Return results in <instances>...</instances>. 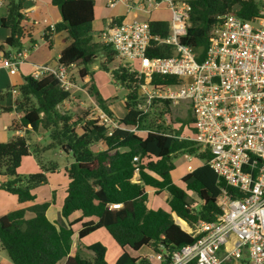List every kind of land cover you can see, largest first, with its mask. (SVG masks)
Wrapping results in <instances>:
<instances>
[{
	"label": "trees",
	"instance_id": "16d2710c",
	"mask_svg": "<svg viewBox=\"0 0 264 264\" xmlns=\"http://www.w3.org/2000/svg\"><path fill=\"white\" fill-rule=\"evenodd\" d=\"M27 1L5 0L7 15L1 19V26L10 30V35L0 44L5 61L14 58L9 57L6 48L19 53L26 39L35 42L24 23ZM51 3L59 7L62 21L55 25V31L51 32L50 27L45 30L44 40L53 47L54 37L61 36L59 65L68 68L80 65V77L85 78L92 74L90 66L102 53L105 61L101 69L109 72L117 53L110 45L100 42V35L99 41L94 37L96 0H51ZM190 4L191 26L180 42L191 47L200 62L205 59L213 31L223 16L233 14L251 22L258 19L264 7L261 0H190ZM120 22L121 19L114 21ZM150 25L153 34L167 37L170 33L167 21L152 20ZM173 54V48L167 45H155L148 53L151 58H167ZM111 75L127 92L123 117L106 105L95 84L90 93L101 109L125 126L137 127L136 132L116 129L108 135V128L99 125L97 120L85 121L73 111L61 110L72 93L64 91L53 74L41 79L24 77L23 83L16 87L19 97L9 106L3 102L11 89H0V115L20 113V119L13 121L10 130L23 133L0 142V176L5 179L0 190L17 196L20 204H31L0 216L1 248L13 264H109L107 248L100 242L87 246L94 254L93 259L73 250L72 237L77 225L81 228L80 240L99 229L110 234L122 250L115 264H158L149 255L133 254L144 247L153 253L163 251L164 264H167L175 251L197 240L176 223L173 213L180 218L178 222L184 220L190 227L215 222L223 213L218 199L227 186L211 168L210 153L202 152L201 146L181 137L179 131L168 133L147 123L148 114L138 109L141 101L138 89L143 79L133 66L119 65L112 69ZM153 83L179 84L180 80L155 76ZM165 104L171 105L169 101ZM41 128L51 141L43 148L28 137ZM99 144L104 145L103 150L95 149ZM32 149L34 153L61 149L73 154L74 162L64 169L69 179L61 211L66 226L49 219L47 211L51 204L37 202L34 193L49 182V175L57 171V165L52 168L40 165L36 172L29 174L19 171L24 159L32 155ZM186 154L196 155L205 163L178 184L172 176L176 169L173 159ZM148 189H154L156 195L162 192L170 195L167 210L148 207ZM28 212L32 218L27 217ZM76 214L79 217L70 221Z\"/></svg>",
	"mask_w": 264,
	"mask_h": 264
},
{
	"label": "built area",
	"instance_id": "2783aa9c",
	"mask_svg": "<svg viewBox=\"0 0 264 264\" xmlns=\"http://www.w3.org/2000/svg\"><path fill=\"white\" fill-rule=\"evenodd\" d=\"M120 2L129 11L146 15L162 7L171 12L167 37L153 34L150 20L133 18L118 24L113 20L100 32V42L113 47L119 60L133 64L143 79L139 110L148 113L156 102L190 101L193 135L183 138L210 153L211 168L227 186L218 199L223 213L217 221L190 227L188 232L197 240L175 251L167 264H264V7L251 22L233 14L223 16L200 62L197 53L180 42L191 26L190 0H110L108 6ZM155 45L171 46L174 54L151 58L148 53ZM25 57L23 49L3 66L14 74ZM50 74L64 91L73 94L81 89L71 80L69 68L59 64L36 66L31 76L41 79ZM155 76L177 78L180 83L156 84ZM94 117L108 128V135L116 129L138 131L100 107ZM186 158L191 162V155ZM188 169L193 171L192 166ZM149 258L166 262L163 251Z\"/></svg>",
	"mask_w": 264,
	"mask_h": 264
},
{
	"label": "rangeland",
	"instance_id": "374dc122",
	"mask_svg": "<svg viewBox=\"0 0 264 264\" xmlns=\"http://www.w3.org/2000/svg\"><path fill=\"white\" fill-rule=\"evenodd\" d=\"M107 4H108L107 0H97L98 9L96 8V22L94 24L95 27L103 26L102 20L106 19L105 11L107 9L106 8ZM1 8H3L4 11H7V3L4 2V6H2ZM126 9H128V7ZM124 15L127 16V12ZM142 18L148 21L149 20L152 21L158 18L162 19L163 21H167L169 23L172 21L171 12L167 10L165 7H162L160 10L155 11L152 15H146ZM41 36L42 34L41 32H39V33H36L35 38L38 41H41ZM54 58L57 59V53L54 54ZM104 61H105V58L103 54L100 53L98 55V59L96 60V62L90 66V71L92 74L86 77L85 81L95 82V86L97 90L100 92L101 96L104 98V100L110 99L111 104L113 103L112 105L114 106V109L112 110L118 116H124L126 113V110L124 108V101H125L124 95H125L126 90L123 87L118 86L115 83V81L112 78L111 71L113 68L118 67L119 65L128 64L130 66H133V64L123 62L116 57L115 62L109 66L111 70L108 72L104 69H101V64ZM79 70H80V65H75V67H72L69 69V76L71 80L76 83H79V82L81 83V80H83V78L80 77ZM90 90H91V87L88 88L86 92L76 93L74 95L75 99L71 100L72 103H71L70 111H73L74 113L79 115L80 118L82 117L85 121L94 120L95 118L94 114L96 113V108L100 107L96 98L93 97V95L90 93ZM89 95L92 97V99L89 98L90 97ZM108 104L110 105L109 102H106L107 106H109ZM61 109L63 110V108ZM147 114H148L147 116L148 124L152 123L154 124L155 127H161L162 130H165L168 133L172 131V133L175 134L176 132L179 131L181 133L180 134L181 137H187L189 136V134L191 133L193 129V122H191V119H193L194 115L192 113L191 103L189 100H182L179 103H173L169 107H166L165 103L156 102L155 104H153V106L151 107V109L148 111ZM5 116H6L5 113L0 115V142H7L10 140L8 137V132L5 130V119H4ZM28 137L30 138V141H33L35 144H40L43 147L47 146L51 142L49 138V134L47 132H43L42 134L32 133V134H29ZM95 149L98 150L99 147ZM32 154L36 155L37 153H34L32 149ZM193 157H194L193 159L194 161L192 162L185 160L184 155L175 157L173 159V162L175 165H177V168L175 171H173L172 173L173 176L178 177V174L181 171L183 172L188 171L189 166H192L193 168H197L205 163V161L201 160L198 156L193 155ZM50 158L52 159L53 162H50V161L48 162L47 161L48 158L46 157H44V161L42 162L40 159L38 160L40 164H42L45 168H52L54 163L59 164L60 169H62L61 171L62 173L58 174L59 176L57 177L55 176L52 180H58V179L64 180L65 178H67L65 177L66 175H65L64 169L69 166L70 162H73V154L70 153V158H69V157H66L65 155H61L57 151V149H51ZM34 159L30 160V162L26 165L27 169L34 170L35 165L37 163L39 164L37 159H35V162H33ZM4 181H5L4 177L0 176V185ZM66 188H64L63 191H65ZM34 193L37 196V202H49L51 204L50 206L53 205V212L54 211L56 212V209H59L58 201L60 202L61 200H59L58 198H57L58 200L56 199L57 202L56 200H54V198L52 200L51 186L49 183L38 187L37 189L34 190ZM4 194H1V197L4 196ZM166 195L170 197L169 194H162L161 196L160 195L155 196L154 193L150 191L149 200H148V202L150 203L149 205L150 208H154V209L162 208V209L167 210L168 201L165 199ZM12 197H15V196H12ZM155 200H156V205L151 206ZM2 208H4V210H11L12 208L11 203L10 202L6 203V201H4L3 199H0V212L1 210H3ZM29 214L30 213L28 212L27 215ZM81 242L83 245H87V246H90L91 244L96 243V242H100L104 244L107 248V261L109 264L116 263V260L118 258L116 255V252L117 254L122 253L121 248L116 244V242L113 240V238L110 236V234L105 229H99L89 234ZM74 245L76 247L80 246L78 239L74 242ZM82 250H83L82 254H84L83 256H85L86 258H88L90 254L92 253L91 250L83 249V247H82ZM0 253L4 258L7 259V261L12 263L6 251H4L1 248V244H0ZM152 253L153 251L151 249H149L148 247H144L140 251L133 253V254L135 256H146V255L148 256V255H151ZM2 259L3 258L0 257V263L3 262Z\"/></svg>",
	"mask_w": 264,
	"mask_h": 264
},
{
	"label": "crops",
	"instance_id": "0c3cea01",
	"mask_svg": "<svg viewBox=\"0 0 264 264\" xmlns=\"http://www.w3.org/2000/svg\"><path fill=\"white\" fill-rule=\"evenodd\" d=\"M107 1H108V4L106 6L107 9L105 11L106 19L102 20V25L103 26L102 27H97V26L95 27L94 24L96 22V8L98 9L97 0H96L95 21L93 23V30H94V37L96 38L97 41H99L100 32L103 29H105L107 26H109L112 23L113 20L115 21V20L121 19V21H123V20L128 21V20H131L133 18L143 19L142 17L146 16L145 13H142V12H139V11L138 12H133L132 10L129 11V9H126L127 5L124 4V3H121V2L118 3L115 7L110 8L108 6L109 3H110V0H107ZM4 2H5V0H4ZM2 6H4V4L0 6V44H2L7 39V37L10 35V30L4 29L1 26V19L4 18L7 15V11H4L3 8H1ZM126 12H127V16L124 15V14H126ZM25 15L26 16H25V22L24 23L29 28V30L31 31V33L33 35V39H34L35 42H31L29 39L25 40V46H24L23 49L26 50V57L22 61V63L18 65L17 71L14 74H11L9 72V70L3 66V64L5 62V60H4L5 54L4 53H0V89L3 90V91H7V90L11 89L10 90L11 93L9 94V96H7L6 100L3 102V105H5V106H9V105L13 104L14 101L19 97V92L16 89V87L23 83L24 77L31 75V73L34 71L36 66L48 65L50 67H57L58 64H59L58 61H59V57H60V52H61V50L63 48L61 46V44H60L61 36H59V35L54 37L53 47H50L49 44L44 40L45 30L48 27H50L51 25H56L57 23L62 21V15H61L59 7L52 5L51 0H36V1L28 0L27 1V9L25 10ZM155 20H162V19L158 18V19H155ZM39 32H41V34H42L41 41H38L35 38L36 33H39ZM6 52L9 53V57L10 58L16 56V54H17L16 52L11 51L8 48H6ZM56 53H57V59L54 58V54H56ZM72 67H75V65H72ZM72 67H70V68H72ZM85 78H83V80H81V83L79 82L80 84L78 83L81 86V89L78 90V91H75L72 94L70 100L66 101L64 104L61 105V108H63V110L69 111L71 109V103H72L71 100L75 99L74 95L76 93L86 92V90L88 88H90L91 85L95 84V82H93V81H92L93 83L89 82V81H85ZM126 94H127V92L125 91L124 98L126 97ZM89 98L92 99L91 96ZM105 101L110 103V105L108 104L109 105L108 107L111 110L114 109V106L112 105L113 103L111 104V100L110 99H107ZM124 108H125V105H124ZM20 117H21V114L17 113V112L6 113V116L4 117V119H5V130L8 132L9 139H11L15 135H23L22 132L15 134L14 132H12L10 130V126L13 123V121L16 120V119H20ZM120 117H123V116H120ZM192 131H193V129H192ZM192 131L189 134V136L193 135ZM43 132H46V131L41 128L38 133L42 134ZM32 143L35 144L33 141H32ZM37 145H39L41 148H43L42 145H40V144H37ZM98 147H99L98 150H103L104 149V145L103 144H99ZM57 151L61 155H65L66 157L70 158V154H67V153L63 152L61 149H57ZM50 152H51V150L50 151L49 150L41 151L40 154L39 153H37L36 155L32 154L29 157L25 158L23 163H22V166H21V168L19 170L20 173L29 174V173L36 172L40 168V165L43 166L42 164H40L38 159H40L41 162H42V161H44V157L48 158V160H47L48 162L49 161L53 162L52 159L50 158ZM43 153H45V154H43ZM186 155H188V154H186ZM186 155H184V158H185V160L189 161L188 158H186ZM191 157H192V160H191V162H192V161H194L193 159H194L195 156L193 157L191 155ZM31 158H33V159L35 158L39 162V164L37 163L35 165L34 170H29V169L26 168V165L30 162V160H33ZM35 159H34L33 162H35ZM73 162H74V157H73ZM73 162H70L69 165L72 164ZM55 165H57L58 169H57V171L55 173H52V174L49 175V182L48 183L51 186L52 200H53V196H54V200H56L58 198L61 201L60 202L58 201L59 209H56V212L54 211L55 212L54 213L53 212V205H52V206L49 207V209L47 211V215H48V217H49V219L51 221L56 222L59 226H66L67 223H66L65 219L63 218L61 211H62V206H63V203H64V199H65V197L67 195V192H66L67 188L66 187H68L69 179L65 178L64 180H59V179L58 180H52L55 176L57 177V176H59L58 174L62 173L61 172L62 169H60L59 164L58 163H54L53 166H55ZM175 166L177 168V165H175ZM59 169H60V171H59ZM194 169H196V168H193V170ZM31 171H33V172H31ZM189 172H191L189 169L186 172L181 171L178 174V177H175L172 174L173 180L176 183L179 184L181 179L185 175H187ZM65 177H67V176H65ZM62 178H64V177H62ZM64 188H66L65 191H63ZM147 191H148L149 194H150V191L153 192L154 195L156 196L154 189H148ZM0 193L1 194L5 193L4 196H2V197H1V194H0V199H3L4 201H6V203L10 202L11 206H12L11 210H4V208H2L3 210H1L0 216H3V215H5V214H7V213H9V212H11L13 210H16V209L20 208V207H27V206L31 205V204H24V205L20 204L19 201H18L17 196H15V195L7 192V191L0 190ZM162 194H168V193L167 192H162L160 194V196ZM12 196H15V197H12ZM165 199L168 201L170 199V197H168L166 195ZM57 200H56V202H57ZM148 200H149V197H148ZM54 204H55V202H54ZM149 205H150V203L148 202V207L150 208ZM155 205H156V200L154 201V203L151 206H155ZM151 209H154V208H151ZM27 217L28 218H32V214L27 215ZM78 217H79V214H76V215H74L73 217L70 218L71 219L70 221H73V220H75ZM173 217H174L175 221L178 222L177 218H179V217L175 213H173ZM182 221L184 222V223H182V225L184 227H186V225H187V228H184L178 222L179 225L181 226V228L183 230L188 232V229L190 228L189 224L186 221H184V220H182ZM80 229L81 228L78 225L74 227V234H73V237H72V248H73V250L76 249L77 251L79 250V253H82V251H83L82 247H83V249H88V248H87V245H83L82 242H81L84 238L82 240L79 239V231H80ZM77 239L79 240V243H80V246H78V247H76L74 245V242ZM116 255L119 258L121 253L117 254V252H116ZM0 257L3 258L2 259L3 262H1L0 264H13L12 261H11L12 263L7 261V259L4 258L1 255V253H0ZM93 257H94V254L91 253L88 258L89 259H93Z\"/></svg>",
	"mask_w": 264,
	"mask_h": 264
},
{
	"label": "bare ground",
	"instance_id": "6f19581e",
	"mask_svg": "<svg viewBox=\"0 0 264 264\" xmlns=\"http://www.w3.org/2000/svg\"><path fill=\"white\" fill-rule=\"evenodd\" d=\"M180 223V225H182V223H184L183 221H180L179 222ZM186 225V224H185ZM183 226V225H182ZM184 227V226H183ZM184 228H187V225H186V227H184Z\"/></svg>",
	"mask_w": 264,
	"mask_h": 264
},
{
	"label": "water",
	"instance_id": "95a60500",
	"mask_svg": "<svg viewBox=\"0 0 264 264\" xmlns=\"http://www.w3.org/2000/svg\"><path fill=\"white\" fill-rule=\"evenodd\" d=\"M177 224H179L178 222H176Z\"/></svg>",
	"mask_w": 264,
	"mask_h": 264
}]
</instances>
